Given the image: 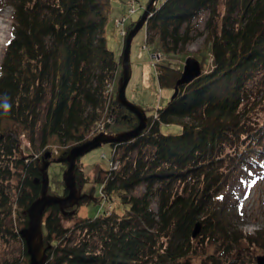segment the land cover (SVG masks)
Masks as SVG:
<instances>
[{
    "label": "trees",
    "instance_id": "1",
    "mask_svg": "<svg viewBox=\"0 0 264 264\" xmlns=\"http://www.w3.org/2000/svg\"><path fill=\"white\" fill-rule=\"evenodd\" d=\"M7 6L13 13L0 66V180H20L13 201L0 189V236L19 239L13 214L17 210L27 226L24 212L40 195L35 180L42 177L39 160L50 139L73 141L62 156L87 141L85 133L117 104L122 56L116 58L103 35L111 0H0V11ZM204 11L211 68L183 84L178 69L156 67L160 87H178L176 97L157 119L148 117L140 136L110 144L123 153L118 168L98 181L101 193L109 204L114 195L129 209L79 218L67 229L63 220L76 211L63 215L51 206L43 222L46 264H191L197 222L202 238L228 244L244 239L264 249V230L253 236L232 228L225 206L230 179L264 173V121L253 126L245 114L249 83L264 73V0H160L146 23L147 43L157 37L166 53H176L191 42L193 22ZM116 119L129 128L138 123L122 105ZM5 120L32 132L33 143L38 134L40 159L21 158L19 141L2 133ZM172 124L180 134L161 132V125ZM82 172L76 164L79 185ZM142 184L144 195H129ZM87 195L79 206L90 202Z\"/></svg>",
    "mask_w": 264,
    "mask_h": 264
},
{
    "label": "rangeland",
    "instance_id": "2",
    "mask_svg": "<svg viewBox=\"0 0 264 264\" xmlns=\"http://www.w3.org/2000/svg\"><path fill=\"white\" fill-rule=\"evenodd\" d=\"M133 1L134 14L128 13V9L131 6L129 4L130 0H111V7L106 12L107 19L103 35L106 39L107 48L115 54L117 59H120L123 54L127 36L124 38L120 35V30L116 26V20L126 15L130 27L132 23H136L140 19L150 0ZM7 8H11L10 20L12 23V6H7L0 12L5 11ZM208 16L209 12L204 11L194 20V31L191 34L193 39L186 47L179 48L174 54L166 53L157 37L153 36L151 44L147 43L146 24L134 37L130 53L132 75L126 88V97L131 103L141 107L147 117L153 116L159 109H164L174 94V89L160 87L156 67L165 65L178 69L182 73L185 60L189 57H194L200 62L202 71L211 68L212 59L209 56L210 47L206 42L207 31L205 28ZM129 27L127 28V35L130 31ZM157 53H159V62L152 58V55ZM205 57H208L206 63L204 61ZM152 60L157 62V66L151 63ZM121 73L122 67L118 74L117 91ZM249 87L252 90L249 103L245 106V114H248L247 116L250 117L253 126L260 125L264 121V73L256 74L252 82L249 83ZM116 102L117 104H114L113 111L110 113V117L113 116V121H106L105 131L100 130L93 135L86 132L84 140H91L99 134H116L131 129L129 125L117 121L119 104L118 101ZM114 119H116V123H114ZM1 130L2 133L12 136L19 141L21 158L25 160L27 157L40 159L43 149L39 146L38 134L34 135L33 143L32 132L7 120L1 123ZM161 132L166 135H177L181 133V127L175 124L161 125ZM72 145L73 141L51 138L45 151L51 153L52 159L60 158L62 157V152ZM122 153V149L116 150L110 144H104L85 154L77 161V167L83 171L78 176V179L79 177L82 178V181H80L82 185L77 184V186L81 189L82 194H89L92 199L90 202L72 208L74 212L76 211V215L74 217L69 216L71 219L63 220L62 225L64 228H71L79 218H94L104 211L111 212L114 210L117 213L123 214L129 209L128 205H122L121 199L114 195L112 196L113 200L111 204L104 202L101 198V192H103L102 184L98 182L106 180L108 174H105L110 168L118 165V163L120 165L119 157ZM43 162V159L39 160L40 166L43 165ZM66 168V163H51L49 165L47 175L50 194L64 195L63 174ZM19 180V177H13L10 180L9 178L0 180V189L5 193L8 202L14 200ZM229 189L230 193L226 198L225 206L231 211L229 221L232 228H237L244 235L256 236L258 231L264 230V173L253 170L239 174L235 178L230 179ZM145 191L146 186L142 184L135 187L129 195L142 196ZM151 203L152 208L156 211L157 198L151 197ZM17 212L15 210L12 221H14L13 231L18 233L21 228H24V225L21 221L22 217L19 220V217L15 215ZM47 216L48 213H45L43 222ZM8 227L10 228V223ZM200 234L195 238L194 242L196 252L188 257L191 264H258V257L264 256V249L249 240L240 239L228 244L221 241L215 242L212 238H202ZM44 243L46 246L45 237ZM209 256H213V258L210 259ZM214 259L216 261H213ZM0 264H26L21 238L17 239L7 233L0 236Z\"/></svg>",
    "mask_w": 264,
    "mask_h": 264
},
{
    "label": "water",
    "instance_id": "3",
    "mask_svg": "<svg viewBox=\"0 0 264 264\" xmlns=\"http://www.w3.org/2000/svg\"><path fill=\"white\" fill-rule=\"evenodd\" d=\"M157 1L158 0L149 1L144 12L140 16V19L128 32L122 54V75L118 85L117 101L128 112L135 115L138 123L135 127L116 134H99L91 140L73 146L67 155L60 158L52 159L50 152L45 153L44 165L40 168L42 177L41 179L38 178L35 180L36 184H41L40 195L25 210L24 214L28 217V224L18 232L25 243L26 251L29 256V264H46L47 262L48 246H45L43 234V218L47 209L53 205H57L63 215H72L74 212L72 208L78 206L79 203L87 196V194L81 193V189L78 188L76 182L75 167L78 159L104 144H122L132 141L147 129L148 117L145 111L127 99L126 88L132 75L130 59L132 41L138 32L145 26L148 18L153 13ZM201 74L202 68L200 62L194 57H189L184 62L179 83L189 84L200 77ZM177 93L178 87H175L172 100L176 97ZM51 163L67 164V168L63 174L66 193L62 196L52 195L49 193L47 170ZM201 228V223L197 222L192 233L193 238H196L199 235ZM257 261L258 264H264V256L258 257Z\"/></svg>",
    "mask_w": 264,
    "mask_h": 264
},
{
    "label": "built area",
    "instance_id": "4",
    "mask_svg": "<svg viewBox=\"0 0 264 264\" xmlns=\"http://www.w3.org/2000/svg\"><path fill=\"white\" fill-rule=\"evenodd\" d=\"M129 4H131V6L129 7V9H128V13H131V14H134L135 13V10H134V1L133 0H130V2H129ZM127 13V14H128ZM117 21V23H116V26H117V28H119V30H120V35L122 36V37H126L127 36V28L129 27V20L128 19H126V15L123 17V18H121V19H117L116 20ZM121 22V23H120ZM146 47V46H145ZM152 58L155 60V61H157V62H159V53H157V54H154V55H152ZM154 60H152V64L153 65H156L157 64V62H155ZM112 111H113V108L111 109V112L110 113H112ZM111 116V114H108L100 123H98L94 128H92V129H90L89 131H88V134H90L91 133V135H93L94 133H96V132H99L100 130H102V131H105V127H106V121L107 122H111V121H113V116L112 117H110ZM110 117V118H109ZM107 118H109L108 120H107ZM158 118V114H155L154 115V119H157ZM116 122V119H114V123ZM118 166H119V163H118V165H116V166H114V167H112V168H110V170H116L117 168H118ZM102 197V200L103 201H105L106 202V199H105V196H104V194L102 193V195H101ZM107 213H110V212H107Z\"/></svg>",
    "mask_w": 264,
    "mask_h": 264
},
{
    "label": "bare ground",
    "instance_id": "5",
    "mask_svg": "<svg viewBox=\"0 0 264 264\" xmlns=\"http://www.w3.org/2000/svg\"><path fill=\"white\" fill-rule=\"evenodd\" d=\"M11 8L0 12V66L2 64L3 55L7 44L11 38Z\"/></svg>",
    "mask_w": 264,
    "mask_h": 264
}]
</instances>
